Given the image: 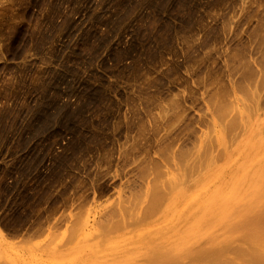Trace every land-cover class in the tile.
Returning <instances> with one entry per match:
<instances>
[{"label":"rangeland","instance_id":"374dc122","mask_svg":"<svg viewBox=\"0 0 264 264\" xmlns=\"http://www.w3.org/2000/svg\"><path fill=\"white\" fill-rule=\"evenodd\" d=\"M263 170L264 0H0V264L207 248Z\"/></svg>","mask_w":264,"mask_h":264},{"label":"bare ground","instance_id":"6f19581e","mask_svg":"<svg viewBox=\"0 0 264 264\" xmlns=\"http://www.w3.org/2000/svg\"><path fill=\"white\" fill-rule=\"evenodd\" d=\"M263 177H260L261 179L258 180V182H260ZM256 190L254 192H256ZM156 193L158 192L156 191ZM156 193L154 194V196L152 195L153 196L151 198L152 205L148 203L149 208H151L158 201V199L161 198V194H159L160 192L158 193L159 195H156ZM252 195H254V193ZM153 198L154 201H152ZM250 199L247 200V202L250 201ZM244 204H245V200L244 202L241 203V205ZM260 204L262 205V203ZM238 205H236L234 208H237ZM241 205L240 207H242ZM240 207L238 206L237 210ZM230 208L229 210H231ZM229 210L226 213H228ZM263 210L264 209H262V211ZM262 211L261 212L255 211L253 213L252 211H249L248 212L249 216L246 219H243L242 221L237 220L238 222L237 221L231 222L229 224L230 229L228 230V232L227 233L224 232L225 234L222 237H219L218 239L213 238L214 240L210 242V245L207 248H204V246L206 245L202 247L204 243H202L201 245H199L198 243L196 244L197 246H189L186 249H184V251L182 252L180 250H175L176 248H174L173 246H171L169 249L162 251V248L164 247L163 244L161 245L154 244L152 246L151 251L144 256L143 258L144 263L145 264H264V213H263L264 211L263 212ZM232 216L234 215L232 214L229 218H231ZM259 227H261V229H259ZM217 233H219V231ZM214 235L216 237V233Z\"/></svg>","mask_w":264,"mask_h":264}]
</instances>
